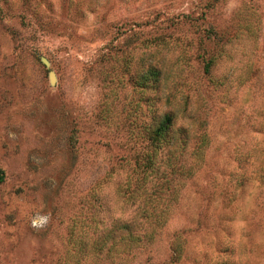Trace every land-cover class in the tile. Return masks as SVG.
<instances>
[{
    "label": "rangeland",
    "instance_id": "1",
    "mask_svg": "<svg viewBox=\"0 0 264 264\" xmlns=\"http://www.w3.org/2000/svg\"><path fill=\"white\" fill-rule=\"evenodd\" d=\"M0 169V264H264V0H0Z\"/></svg>",
    "mask_w": 264,
    "mask_h": 264
},
{
    "label": "trees",
    "instance_id": "2",
    "mask_svg": "<svg viewBox=\"0 0 264 264\" xmlns=\"http://www.w3.org/2000/svg\"><path fill=\"white\" fill-rule=\"evenodd\" d=\"M207 71L209 72V69ZM159 74L160 73L158 70H153L151 73V76L156 78L157 76H159ZM174 126H175V116L170 113H166L163 119L160 120L158 124L156 123V125L152 126L150 130L148 131V134L150 136L151 148H150V155H148V158H147V164L145 166V169H149L150 171L149 172L147 170L143 171V177H142L141 183H143V181H147L149 178H153L156 175H158L159 169L155 167L156 159L158 155L157 151L162 149L161 147L163 145L171 146V145H175L178 143L176 132L174 130ZM175 151L176 150L171 151L170 149H168L169 158H167V160L169 161V163H172V157L174 154V153L172 154V152H175ZM141 168L142 166H139L138 169H141ZM3 181H4V172L0 169V183H2Z\"/></svg>",
    "mask_w": 264,
    "mask_h": 264
}]
</instances>
